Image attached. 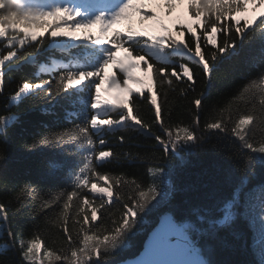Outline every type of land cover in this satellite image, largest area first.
<instances>
[{
  "label": "snow or ice",
  "instance_id": "6c2138e0",
  "mask_svg": "<svg viewBox=\"0 0 264 264\" xmlns=\"http://www.w3.org/2000/svg\"><path fill=\"white\" fill-rule=\"evenodd\" d=\"M160 8L164 17L182 9L177 19L187 22L165 23L156 10ZM133 16L142 27L133 26ZM257 39L254 75L205 112V89L216 63ZM43 51L69 59L41 63L36 80L21 78L5 94L0 167L7 158L10 129L20 123L12 109L32 97L49 105L44 114L54 125L61 119L56 109L63 110L65 125L44 124L45 132L33 136L26 148L45 147L65 159L46 162L48 176L58 181L50 184L0 175V192L7 197L0 200V254L14 249L16 264H44L49 257L56 264H106L129 247L141 214L175 195V168L169 166L173 158L183 167L201 152H224L239 174L231 194L212 206L190 204L179 219L163 213L139 257L119 264H215L204 253H212L210 242L222 231L238 238L237 220L248 223L258 246L257 264H264V181L253 183L258 168L264 173V139L255 140L257 128L264 130V0H0V94L6 66L10 71ZM136 69L152 83L135 76ZM106 77L105 92L116 89L128 98H102ZM197 83L203 85L199 93ZM177 92L180 99L194 94L190 103L195 107H189L187 118L174 119V109L168 107ZM121 129L153 141L136 154L146 169L132 180L108 168L120 160L106 134ZM128 139L117 137L121 145ZM236 141V151L229 150ZM123 156L131 159L133 154ZM12 217H26L28 229L15 227ZM48 233L62 241L59 249L47 245ZM0 264L13 262L0 259Z\"/></svg>",
  "mask_w": 264,
  "mask_h": 264
},
{
  "label": "trees",
  "instance_id": "16d2710c",
  "mask_svg": "<svg viewBox=\"0 0 264 264\" xmlns=\"http://www.w3.org/2000/svg\"><path fill=\"white\" fill-rule=\"evenodd\" d=\"M181 13L182 9L178 8L171 17H164L161 8V12L158 14L165 23L178 24L181 22H187V20L180 21L177 19ZM252 15L253 13L250 8L248 14L249 18ZM126 23L127 22H124L121 25V30L126 27ZM133 26L135 28H140L143 25H141L139 19H137ZM186 38L187 37H185V39ZM220 39L221 37L218 36V43ZM259 47L260 44L258 39L245 43L241 48L237 49L238 54L225 56L216 63L211 85L205 89V112L213 102L222 103L225 99L230 98L248 77L254 75V65L258 63V59L254 60L253 57L258 56ZM52 59L67 60L69 57L58 52L49 53L43 51L34 58L21 60L18 62V66L13 65L10 71L6 66L5 89L4 94H0V105L6 100L5 94H11V91L16 87V83L20 81L21 78H32L33 80H36V73L39 65L41 63H50ZM117 75L119 76L118 70ZM42 78L47 79L49 77L47 74H43ZM144 78L147 81L145 84L152 83L145 74ZM129 87L134 88V86ZM196 87L197 93H199L203 85L197 83ZM153 89L155 90L154 85ZM193 96L194 94L190 93L187 98L180 99L178 92L171 94L168 107L174 109L172 112L174 119L187 118L189 107H195L190 103ZM122 98L127 99V94ZM137 99H140V97H137ZM162 99V96H157L158 102ZM258 102L259 97H257V112L259 106ZM48 107L49 105L46 102L35 97L23 100L13 107L12 110L19 114L20 123L15 127L14 131L10 129L12 138L7 148V158L4 161L3 166L0 167V175L13 180L22 181L25 179H31L33 182L40 184L58 182L48 176L45 165L49 159L65 158L58 157L53 150H49L45 147H38L35 150H29L25 146L26 143H31L33 136H39L45 132V128L43 127L44 124L49 126L65 125V121L62 119L64 111L59 108L56 109L61 119L58 124L54 125L53 118L44 114V109ZM203 120L204 115L201 116L202 123ZM248 127L252 126L248 125L247 128ZM114 132L115 135L111 133L106 134V138L110 141V146L114 147L120 163L109 165L108 168L114 169V172L112 173L113 175L121 174L128 180L141 177L146 169V165L140 161L136 154L143 153L144 149L149 148L153 141L149 137H145L136 132H129L125 129L119 131L114 130ZM119 135H125L126 137H130V139L121 145L117 140ZM260 139H264V130L257 128L255 140L259 141ZM211 143L215 144L217 141L213 139ZM221 143H228V141H221ZM136 145L139 147H136ZM238 147V141L229 144V150L231 151H236ZM124 152L132 153V158L125 159L123 156ZM75 159H79V157H76ZM68 162L71 163L72 161L69 160ZM169 166L175 168V174L172 177L177 189L175 195L167 203H161L151 210L142 213V223L139 225L136 233L130 238L129 247L115 257H110L106 264H113L135 256L142 249L143 242L148 232L156 225L158 218L162 213H173L179 219L180 214L190 204L212 206L217 201H222L231 194L232 189L239 178V174L233 171L231 164L225 159L224 152H221L220 154L201 152L189 157L188 163L183 167H177V161L173 158L169 162ZM101 171H104V169ZM262 181H264V173L258 168L257 178L253 183ZM100 183L101 186H104L103 182ZM124 191L127 192L128 189L125 188ZM113 194L115 195V190ZM3 199H7V197L4 196L3 192H0V200ZM185 201L188 203H185ZM90 215L91 213L89 210V218ZM12 221L15 227L24 230L28 229V219L26 217H12ZM98 222L99 214L97 223ZM71 224L72 222H69L70 228ZM78 227L79 226L77 225V228ZM234 229L238 234V238L222 231L217 240L210 242L213 251L210 255L205 252V258L211 259L215 264H257L259 259L257 255L258 246L253 248L251 245L252 231L250 230L248 223L244 220H237ZM45 241L49 247L57 249L60 248L62 243V241L51 233L45 235ZM0 259H7L12 261L13 264H16L19 255L18 252L13 249L0 254ZM53 264H56V262Z\"/></svg>",
  "mask_w": 264,
  "mask_h": 264
},
{
  "label": "rangeland",
  "instance_id": "374dc122",
  "mask_svg": "<svg viewBox=\"0 0 264 264\" xmlns=\"http://www.w3.org/2000/svg\"><path fill=\"white\" fill-rule=\"evenodd\" d=\"M156 10H157L158 13L161 12V8H160V9H156ZM136 20H137L136 18H133V19H132V23H133V25H134V23H135ZM118 56L122 57L123 54H122V53H118ZM108 71H110V70H106V72H108ZM133 74L137 75V76L140 77L142 80H144L145 83H147L146 79L144 78V74H143V72H141L139 69L133 70ZM106 86H107V77L105 78L104 84L102 85V88H101V97H102V98H109V99H112V98L116 97L117 94H119L121 97H123V96H125V95L127 94V93H119V91L116 90V89H113L112 92H105V91H104V88H105ZM129 86H134V88L138 87L135 83H130ZM247 126H248V125H246L245 127L247 128ZM259 183H260V182H257V183H255V184H259ZM157 206H158V205H157ZM154 207H156V206H154ZM154 207H152V208H154ZM152 208H150V210H151ZM253 241H254V234H253V232H252V244H251V245H252L253 248H255L256 246L254 245ZM42 251H43V249H42ZM53 263H55V261H54L51 257H49V258H44V264H53Z\"/></svg>",
  "mask_w": 264,
  "mask_h": 264
},
{
  "label": "water",
  "instance_id": "95a60500",
  "mask_svg": "<svg viewBox=\"0 0 264 264\" xmlns=\"http://www.w3.org/2000/svg\"><path fill=\"white\" fill-rule=\"evenodd\" d=\"M165 213V212H164ZM163 214V213H162ZM161 214V215H162ZM160 215V216H161ZM159 216V217H160ZM159 219V218H158ZM157 223H158V221H157ZM157 223H156V225H157ZM156 225L148 232V234H147V236H146V238H145V240H144V242H143V246H142V249L135 255V256H133V257H129V258H126V259H124V260H121V261H132V260H135V259H137L138 257H139V255L142 253V251H143V247H144V244L146 243V241H147V239H148V237L150 236V234H151V232H152V230L156 227ZM121 261H118V262H116V263H113V264H119V262H121Z\"/></svg>",
  "mask_w": 264,
  "mask_h": 264
}]
</instances>
